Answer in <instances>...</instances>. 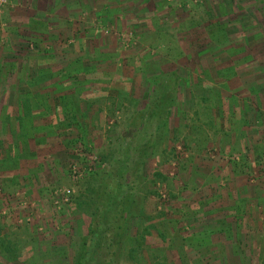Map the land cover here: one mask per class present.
<instances>
[{
  "label": "rangeland",
  "instance_id": "rangeland-1",
  "mask_svg": "<svg viewBox=\"0 0 264 264\" xmlns=\"http://www.w3.org/2000/svg\"><path fill=\"white\" fill-rule=\"evenodd\" d=\"M15 9L0 264H264V0H71L20 45Z\"/></svg>",
  "mask_w": 264,
  "mask_h": 264
},
{
  "label": "crops",
  "instance_id": "crops-1",
  "mask_svg": "<svg viewBox=\"0 0 264 264\" xmlns=\"http://www.w3.org/2000/svg\"><path fill=\"white\" fill-rule=\"evenodd\" d=\"M11 1L16 4V9L11 13V16H12L14 23L18 27V30L15 31L13 34L19 38L18 40L13 39V41H15L16 44L18 45L21 44V43H18L19 41L25 40L28 37L34 38V37L42 36L44 37L43 39L50 38L54 34V31H52L51 29V26H52L51 19L50 18L48 19L49 10L53 9L56 4H64V5L66 4L67 5L71 2V0H11ZM79 30H83V31L81 33H77L76 35H81L83 33H86L84 29L79 28ZM75 31L78 32V28H75ZM67 34H70V33H67ZM13 35L11 34V36ZM225 193L229 194L230 191H225L224 194ZM206 213H204V215ZM219 213L220 212L212 209L206 215L208 219L212 221L225 220V219H222L223 217ZM223 223L224 222L215 223L213 227L217 229L226 228L227 230H229V228L233 227L234 225V223H231L225 226ZM246 225H247L246 222L242 223L243 228H246ZM254 226H256L255 228H257L258 225H254ZM183 242H186V241H183ZM167 244L166 245L169 246V242H167ZM173 245H174L173 247H171V244L169 247H166L167 248L165 249L166 255L169 253L171 254L172 252L176 253L177 255L178 253L182 254L181 251L185 248L184 247L185 245L183 246L182 243H180L179 239ZM244 245H246V243ZM188 248H191V246ZM184 251L188 255L189 261L198 260L200 256V255L197 256L196 251H194L193 249H186V250L184 249Z\"/></svg>",
  "mask_w": 264,
  "mask_h": 264
},
{
  "label": "built area",
  "instance_id": "built-area-1",
  "mask_svg": "<svg viewBox=\"0 0 264 264\" xmlns=\"http://www.w3.org/2000/svg\"><path fill=\"white\" fill-rule=\"evenodd\" d=\"M5 5H7V0H0V9ZM74 174H78L76 167L74 168Z\"/></svg>",
  "mask_w": 264,
  "mask_h": 264
}]
</instances>
